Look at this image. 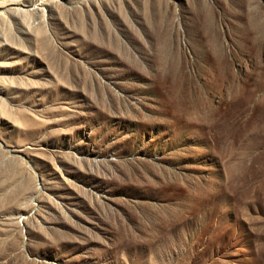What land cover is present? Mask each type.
Instances as JSON below:
<instances>
[{
  "label": "rangeland",
  "instance_id": "1",
  "mask_svg": "<svg viewBox=\"0 0 264 264\" xmlns=\"http://www.w3.org/2000/svg\"><path fill=\"white\" fill-rule=\"evenodd\" d=\"M0 264H264V0H0Z\"/></svg>",
  "mask_w": 264,
  "mask_h": 264
}]
</instances>
